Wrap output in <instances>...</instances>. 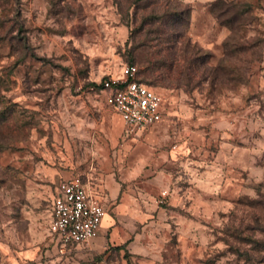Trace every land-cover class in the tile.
<instances>
[{"label": "rangeland", "instance_id": "obj_1", "mask_svg": "<svg viewBox=\"0 0 264 264\" xmlns=\"http://www.w3.org/2000/svg\"><path fill=\"white\" fill-rule=\"evenodd\" d=\"M130 63L164 116L123 125L97 165L84 108L113 113L87 87ZM157 170L164 194L144 198ZM72 178L120 198L61 252L51 206ZM0 264H264V0H0Z\"/></svg>", "mask_w": 264, "mask_h": 264}, {"label": "built area", "instance_id": "obj_2", "mask_svg": "<svg viewBox=\"0 0 264 264\" xmlns=\"http://www.w3.org/2000/svg\"><path fill=\"white\" fill-rule=\"evenodd\" d=\"M136 65H125L119 77L106 78L87 91L104 95L106 107L123 125L135 132L159 124L164 116L163 99L156 91L139 81ZM106 215L99 198L79 178L60 183L51 206L49 232L59 238L62 252L68 244L89 245L97 237Z\"/></svg>", "mask_w": 264, "mask_h": 264}, {"label": "crops", "instance_id": "obj_3", "mask_svg": "<svg viewBox=\"0 0 264 264\" xmlns=\"http://www.w3.org/2000/svg\"><path fill=\"white\" fill-rule=\"evenodd\" d=\"M200 1L202 3L212 2V0H200ZM209 34L210 36H213L215 32L212 31V35L211 33ZM226 34H227L226 31H223L222 29H217L216 31L217 41L220 42V40H223ZM104 105H105V102H104ZM87 109L88 111L92 113L96 112L94 113L95 115L94 117H97L98 119L97 125L95 126V132L94 131L93 132H94L95 137L97 136L96 140L100 137L101 142H95V144L92 145V149L95 152L94 156L97 159V165L107 166L111 164L110 149L117 148L118 146V138L121 135V129H122L123 123L117 115L112 114V117L109 116V114H107V111L104 110L101 105H98L96 101L90 100V105L84 108V110H87ZM202 118H205V114H202ZM157 126L158 124L155 125L154 128ZM140 132H143V131H140ZM117 156L118 155L116 154V158ZM117 160H116V163H114L116 166L119 164ZM106 173H107V176L102 178L100 183L98 184V187L102 190L103 189L108 190V188H110L109 186H111V182L116 180L114 178V175H112L111 172H106ZM166 181H167V178L165 177V174L162 172V170H157L151 179H149L146 182H142L143 184H146L145 185L146 187H144V189L147 190L146 194L145 193L143 194L145 195L144 198H150V200L160 199V194H164L163 192L166 189L165 187ZM148 187L150 189H148ZM119 192L120 191H118L117 194H115L114 192L113 193L107 192L105 196L101 198L100 202L102 206L103 207L105 206L104 203H106V206L116 205L118 199L120 198ZM126 204L127 203L124 200H122L119 204H117L116 208L118 212L121 209V207H125ZM101 225L102 227L104 228L106 227V229H108L111 227V221L109 219L105 220L104 218Z\"/></svg>", "mask_w": 264, "mask_h": 264}, {"label": "trees", "instance_id": "obj_4", "mask_svg": "<svg viewBox=\"0 0 264 264\" xmlns=\"http://www.w3.org/2000/svg\"><path fill=\"white\" fill-rule=\"evenodd\" d=\"M138 1H141V0H138ZM129 65H135V64H132V63H130ZM140 76V71H139V75H138V77ZM105 80V79H104ZM139 81L140 82H142L140 79H139ZM102 82V81H101ZM100 82V83H101ZM143 84H145L147 87H149L150 89H152V90H154L155 91V88H153L152 86H150V85H148V84H146V83H144V82H142ZM97 84H99V83H90V85H97Z\"/></svg>", "mask_w": 264, "mask_h": 264}, {"label": "bare ground", "instance_id": "obj_5", "mask_svg": "<svg viewBox=\"0 0 264 264\" xmlns=\"http://www.w3.org/2000/svg\"><path fill=\"white\" fill-rule=\"evenodd\" d=\"M106 216V215H105ZM105 218V217H104Z\"/></svg>", "mask_w": 264, "mask_h": 264}]
</instances>
